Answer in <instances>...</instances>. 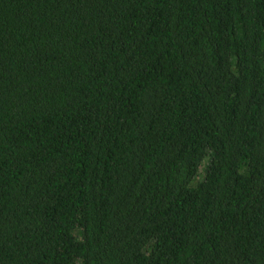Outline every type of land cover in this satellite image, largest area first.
Masks as SVG:
<instances>
[{
    "label": "trees",
    "instance_id": "trees-1",
    "mask_svg": "<svg viewBox=\"0 0 264 264\" xmlns=\"http://www.w3.org/2000/svg\"><path fill=\"white\" fill-rule=\"evenodd\" d=\"M0 264H264V0H0Z\"/></svg>",
    "mask_w": 264,
    "mask_h": 264
},
{
    "label": "rangeland",
    "instance_id": "rangeland-1",
    "mask_svg": "<svg viewBox=\"0 0 264 264\" xmlns=\"http://www.w3.org/2000/svg\"><path fill=\"white\" fill-rule=\"evenodd\" d=\"M209 161H210V156H208V157L205 159V161H204V163H203V165H202V168H201V170H200L199 176H198V177L196 178V180H195V184H196L197 182L202 181V180L204 179V177H205V171H206V168L208 167Z\"/></svg>",
    "mask_w": 264,
    "mask_h": 264
}]
</instances>
